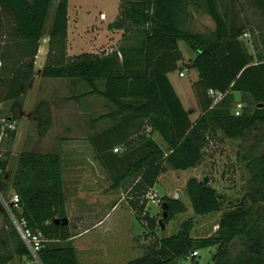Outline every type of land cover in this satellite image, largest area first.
Returning a JSON list of instances; mask_svg holds the SVG:
<instances>
[{
  "label": "trees",
  "instance_id": "1",
  "mask_svg": "<svg viewBox=\"0 0 264 264\" xmlns=\"http://www.w3.org/2000/svg\"><path fill=\"white\" fill-rule=\"evenodd\" d=\"M52 2L0 0V23L3 15L12 17V33L15 40L22 41L10 73L5 71V66L0 69L6 73L0 75V82L6 88L2 100L13 101V110L19 109L23 115L20 99L34 76L35 56L46 34ZM68 5L69 0H57L47 32L49 51L40 76L87 83L92 93L115 106V110L106 114L110 119L136 115L141 121L147 120L149 134L136 133L139 140L135 146H122L123 155L112 152L111 146L118 141H109L103 148V155L110 154L112 164L121 168L110 173L114 175L112 188L118 189L135 177L127 196L135 213L142 214L151 224H159L145 211L146 195L168 168H194L216 132L249 141V146L239 153L250 173L246 185L248 199L222 214L216 233L195 238L191 235L192 222L185 220L175 233L159 238L144 254L126 264H178L193 252L199 254L201 248L210 246H216V252L208 264H264L261 205L264 203V58L248 52L240 39L246 30L229 25L228 0H121L118 15L108 28L122 31V43L109 53L83 52L72 56L66 54ZM190 6L204 11L213 20L214 29L209 34L184 27ZM179 40L195 51L191 65L199 73L192 86L200 114L193 122L168 78L169 72L178 69L181 59ZM0 60L5 62L9 57L5 54ZM209 89L224 94L215 105L208 95ZM235 93H240L239 102L244 105L238 116L231 112ZM29 118L37 122L39 135L44 136L51 124L47 101L42 100L29 112ZM156 133L166 142L167 151L154 139ZM15 135V131L11 132L8 140L13 141ZM7 158L4 153V160L0 161V186L8 179ZM11 186L19 196L22 216L30 227L48 239L41 251L44 264H80L71 245L75 235L69 222L63 223L67 213L61 155L23 151ZM187 193L197 214L215 212L222 207L216 190L196 177L189 179ZM166 201L168 214L163 221L168 223L184 206L174 198ZM0 213L5 216L1 208ZM5 219L10 223L7 216ZM55 219L61 222L57 224ZM0 243V264L22 263L27 249L12 224L0 232Z\"/></svg>",
  "mask_w": 264,
  "mask_h": 264
},
{
  "label": "rangeland",
  "instance_id": "2",
  "mask_svg": "<svg viewBox=\"0 0 264 264\" xmlns=\"http://www.w3.org/2000/svg\"><path fill=\"white\" fill-rule=\"evenodd\" d=\"M119 2L120 0H69L68 15L70 18L68 17L66 39L69 43L70 54L95 52L100 44L105 43L106 35H108V23L114 19L112 17H114L116 13L115 11L117 10ZM56 3L57 0H53L50 6L49 16L45 25L46 31L47 28L50 27L51 20L55 13ZM222 10H224V7H222ZM99 11L103 12L104 18L107 19L106 23H103L99 19ZM188 11L190 14L184 24L185 28L204 34H209L212 31L214 22L204 11H196L192 6L188 8ZM226 11H228L227 21L230 26L241 27L242 30L250 32V38L240 39L244 41L245 44H254L257 48L256 56L258 55L264 58V0H228ZM74 18L78 19L77 24ZM87 25L89 26L87 27ZM12 28V17L3 15L0 23V57L7 54L9 60L5 62L0 60V69L5 66V71H9L8 73L12 70V61L18 57L14 52L16 40L12 33ZM130 38H133V35H130ZM40 45H43V39ZM178 49L181 53L178 69L169 72L168 75L183 106L189 112L190 120L195 121L200 114L198 101L192 86V84L199 79L198 71L191 65V60L195 56V51L183 40H179ZM37 68H40V66L37 65L36 70ZM179 69H181L180 71L183 73V76H179ZM3 74L4 76L6 75V73L0 71V75L3 76ZM38 79H40L39 75L36 80ZM63 80L68 79L44 78L42 80L43 82L41 81V85H38V80L33 86L31 82L24 90L20 99L24 108L31 112V110L43 100L41 97L55 99V103H58V89H51V87L54 83ZM83 86L85 88H90L85 82ZM40 87H44L45 89H41L42 91H40ZM5 91L6 88L0 82V118L10 115V109L7 106L9 103L2 100ZM69 92L76 93V90L74 92L69 90ZM44 94L45 96H43ZM240 100L241 96L237 97V95L234 94V100L231 104V112L233 114L236 103ZM110 106L105 109L107 112L115 110L114 105L111 104ZM53 113V126L44 136L39 135L38 124L36 121L33 122V119L30 118L29 121L20 116L15 117L17 123L15 139L13 141L5 140L3 144V151L8 157L6 171L8 179H5L2 186H0V194L2 196L10 198L14 191L11 186L12 175L17 167L19 155L23 151L56 152L61 155L62 160L67 156L70 159L73 153L79 151L84 154L86 152L93 153L91 150V142L85 137V135L89 133L87 127L89 121H87V118H81L80 123L82 122L83 126L75 128L72 121L63 123L60 122V120H56L57 112L55 107ZM82 113L84 114L83 111H80L78 114L80 115ZM25 116L29 118V113H25ZM89 125L90 122L88 126ZM109 126L110 130L108 129V132H112L108 133L109 135L111 134L110 138H108L109 141H118V136H128L126 141L112 145L111 147L113 148L119 145L121 147H126L128 144L135 146L140 137V135L137 136L136 133L143 132L149 134L151 130L147 120L141 121L136 115L132 117L124 115L116 120L110 119ZM56 133L64 135L65 138L58 142L55 138L57 136ZM77 135H84V137H77ZM156 139L161 144L164 151H167L168 147L166 142L160 136ZM248 146V139L227 138L218 131L211 137L209 143L203 150L201 160L194 168L185 170L168 168L162 173L156 182L155 191H153L161 200V203L157 205L151 200L146 203L145 211L150 218L157 222L162 219V222L165 224L164 229H161L158 223H149V220H146L142 214L135 213L130 207L127 196L134 183L135 177H131L120 187L119 191H117L118 197H113L112 194L114 193H111V197L109 198L111 201L118 198L123 199V206L126 213L123 214L125 219L124 221H120V224H118V221L116 222L117 216L113 215V217H110L105 223L99 224V230L101 232L87 234L84 237L78 238L76 237L78 234L76 229L78 227L80 229L81 227L89 226L90 224L87 221L76 224V222H72L67 215L71 233L75 235L71 240V245L75 247L77 251L80 264H126L130 259L144 254L148 247L154 244L159 238L175 233L179 229L180 224L185 220H190L192 222L191 235L193 237L205 238L207 236H213L216 233L217 224L222 214L248 199L246 185L250 173L245 167L244 162L239 158L240 151L245 150ZM124 152L125 150L117 155L121 156ZM105 156L108 158L110 154ZM99 161L102 162L103 160L100 158ZM113 176V174L99 176L98 179H102L104 185L99 184V186L97 185V187L93 188V191L95 190L98 193V197H102L101 193L106 194V192L109 191V189H106V185H112ZM193 177L202 181L205 179L208 180L207 184L213 187L220 196L222 202L220 210L207 214H197L193 210L187 193V183L189 179ZM67 190L68 194L73 193V188L71 191V189L67 187ZM90 192L91 191H88L87 194L86 191L84 194L86 196L92 195ZM177 192L178 194H176ZM168 198L177 199L183 204L184 210L180 213H175L174 218L168 223H165L163 221L165 218H162V205L164 202L167 203L166 200ZM261 205L264 207V203ZM10 224L11 222L9 223L5 219V216L2 215L0 220V232L8 229ZM97 234L100 235V237L95 238ZM60 244L65 243L61 242ZM1 250L2 247L0 243V251ZM215 252L216 246L203 247L200 249L199 254L193 259L186 258L178 264H208L211 262L212 255ZM16 263L19 264L17 261H13L10 264Z\"/></svg>",
  "mask_w": 264,
  "mask_h": 264
},
{
  "label": "crops",
  "instance_id": "3",
  "mask_svg": "<svg viewBox=\"0 0 264 264\" xmlns=\"http://www.w3.org/2000/svg\"><path fill=\"white\" fill-rule=\"evenodd\" d=\"M118 11H119V5L117 6V10L115 11L116 13L114 14V17H112L114 19H112V21H110L108 25L115 21L118 15ZM98 15H99V19L103 23L107 22V19L104 18V14L102 11H99ZM68 17L70 18L69 15ZM74 21L77 24L78 19L74 18ZM88 26L89 25H87V27ZM48 29L49 28H47L46 34L42 38L43 45H39L37 54L35 56L34 76L32 79V83H33L32 86L38 80H39L38 85L39 84L41 85L43 82L42 80L44 79L43 77L40 76V70L42 69V67L44 66L46 62L47 54L49 51V43H48V35H47ZM107 29H108V35H106L105 43L100 44L99 48L95 50V52H90V53L97 54V53H101L102 51H106L107 53H109L115 50L122 43V31L121 30H111L108 28V26H107ZM198 33H202V32H198ZM240 38H250V37H244L242 35ZM20 43H22L21 40L15 41L16 45H15L14 52H17L18 48L20 47ZM245 45L247 47L248 52L256 56L257 48L255 47V45L252 43H250L249 45L248 44H245ZM66 54L68 56H72V54H70L69 52V43L67 42V39H66ZM73 55H76V54H73ZM37 65H39L40 68H37L36 70ZM180 70L181 69H179V71ZM38 75L40 79L36 80ZM168 78H169V75H168ZM62 79H67V78H62ZM83 83L84 82L78 79H68V80H63V81L54 83L51 89H58L57 91L59 94L57 98L58 103H55V99H49V98L47 99V97L46 98L41 97V99L43 100L45 99V101H47L49 105L50 119H51V124H50L49 129L53 126V123H54V119H53L54 107L57 112V116H56L57 121L60 120V122H63V123H68V121H72L75 128L83 126L82 122L80 123V119L83 117L87 118V121L90 122L89 126H88L89 122L87 124L89 133H87L85 137L90 140L91 148H92L91 150L93 151V153L86 152L84 154V153H80L79 151V152L73 153L70 159L67 156L66 158H63L62 160L63 161L62 162L63 163V169H62L63 188H64V193L66 196V213L69 219H71L72 222L75 221L76 224L84 223L86 221L89 222L90 224L89 226L81 227L80 229L78 227L76 229V231H78V234L76 235V237L78 238L84 237L87 234L101 232L99 230L100 229L99 224L101 225L105 223L106 221H108L110 217H113V215L117 216L116 222L118 221V224H120L121 223L120 221H124L125 219L123 214L126 213L125 208L123 206L122 198L115 199L114 201H111L109 199L111 197L110 196L111 193H114L112 194L113 197L114 196L118 197L117 191H119L120 188L115 189V188H112L110 184L106 185L107 187L106 189H109V191L106 192V194L101 193L102 197H98V193L95 190L93 191V188L97 187V185L98 186L99 184L104 185L102 179H98L99 176L107 175V174L109 175L111 172L113 173L118 172L119 170H121V168L118 166H114L110 158L109 157L107 158L106 156L103 155L104 146L106 144H109L108 143L109 140L106 137V133L110 127L109 126L110 118L106 116V114L110 112H107L105 109L109 108L108 106H110L111 103L107 99H105L103 96L97 93H92L91 87L85 88L83 86ZM41 89L43 90L45 88L40 87V91H42ZM69 90L71 92H74L76 90V93H70ZM235 94L237 95V97L238 96L240 97V93H235ZM43 96H45V94ZM7 102L9 103L7 106L10 109V115L7 116L8 118L10 117L15 118L17 116H20L30 121V118L20 113L19 109L13 110L12 108L13 103H14L13 101H7ZM52 103L56 105L54 106ZM21 110L22 112H24V114L30 112L24 108L23 104L21 106ZM80 111H83L84 114L82 113L79 115L78 113H80ZM77 114H78V117H77ZM56 135L57 136L55 138L58 142L65 138L64 135H60L57 133ZM124 136L125 135H123L122 137L118 136L119 137L118 142L126 141L128 139L127 135L125 137ZM158 136L159 135L157 133L154 134L153 136L156 142H158L156 139ZM77 137H84V135H77ZM100 158H103V163L99 161ZM67 187L70 188L71 191L73 188L72 194H68ZM86 191H87V194H88V191H91L90 193H92V195L86 196L84 194V192ZM151 191L152 192L155 191V186L151 189ZM96 237H100V235L97 234L95 238Z\"/></svg>",
  "mask_w": 264,
  "mask_h": 264
},
{
  "label": "built area",
  "instance_id": "4",
  "mask_svg": "<svg viewBox=\"0 0 264 264\" xmlns=\"http://www.w3.org/2000/svg\"><path fill=\"white\" fill-rule=\"evenodd\" d=\"M250 33L245 32L243 34L244 37H249ZM180 76H183V73L179 72ZM208 95L213 99V105L219 102L223 97L224 94L216 91L214 89H209ZM242 102H237L236 107L233 110L234 115H240L242 108ZM17 130V123L15 119H10L6 117L0 118V161L4 160V151H3V144L5 140L9 139V135L11 132H16ZM121 146H115L112 151L113 153H120L122 151ZM2 173V168L0 165V174ZM152 192V191H151ZM150 191L146 195L147 202L153 201L157 205L161 203V200L155 193H151ZM178 194V192L176 193ZM0 208L2 212L7 216L9 221L11 222L12 226L16 230L19 238L23 242L25 248L27 249L26 255L22 258L21 264H44L43 259L41 257V251L44 248V243L48 241L43 234L39 230H34L32 227L29 226L28 221L26 218L22 216V209L19 205V196L17 193L13 192L10 198L6 196H2L0 194ZM2 214L0 213V220ZM197 252H193L187 258L193 259L197 256Z\"/></svg>",
  "mask_w": 264,
  "mask_h": 264
},
{
  "label": "water",
  "instance_id": "5",
  "mask_svg": "<svg viewBox=\"0 0 264 264\" xmlns=\"http://www.w3.org/2000/svg\"><path fill=\"white\" fill-rule=\"evenodd\" d=\"M207 182H208V180L205 179L204 180V184H207ZM162 206H163V217L162 218H166L167 217V214H168L167 213L168 203L164 202ZM54 222L57 223V224H59L61 222V219H55ZM68 222H69L68 221V218H65L63 220V223L64 224H68ZM159 224H160L161 229H164L165 228V224L162 222V219L159 220Z\"/></svg>",
  "mask_w": 264,
  "mask_h": 264
}]
</instances>
